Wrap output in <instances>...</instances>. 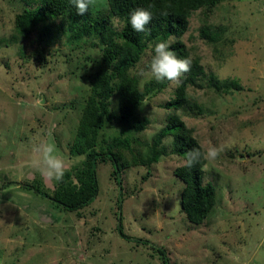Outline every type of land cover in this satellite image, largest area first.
<instances>
[{
  "label": "rangeland",
  "instance_id": "374dc122",
  "mask_svg": "<svg viewBox=\"0 0 264 264\" xmlns=\"http://www.w3.org/2000/svg\"><path fill=\"white\" fill-rule=\"evenodd\" d=\"M38 5L0 0V264H163L161 254L139 240L165 248L170 264H264V0H222L211 12L197 10L179 39L207 73L241 86L219 90L204 79L188 86L203 113L178 111L205 156L211 146L222 149L216 159L205 158L204 181L216 185L217 203L203 223L190 222L181 209L185 184L175 169L185 160L172 153V136L163 141L168 154L147 165L181 83L157 81L148 70L157 42L127 73L144 92L129 122H119L120 96L112 99L113 121L100 129V142L130 138L131 150L120 153L122 225L133 240L119 232L120 191L111 162L99 164L96 200L76 212L26 187L53 194L59 183L42 176L35 163L41 142L55 144L65 171L88 158L72 147L105 47L94 36L74 38L67 21L58 36L62 20L55 21L57 29L47 23L46 31L40 23L28 36L20 33L17 15ZM106 7L105 0H93L94 9ZM111 25L120 29L122 21L114 16ZM206 26L222 28L218 41L204 38ZM135 121L145 127L134 129ZM74 159L80 163L73 166Z\"/></svg>",
  "mask_w": 264,
  "mask_h": 264
},
{
  "label": "trees",
  "instance_id": "16d2710c",
  "mask_svg": "<svg viewBox=\"0 0 264 264\" xmlns=\"http://www.w3.org/2000/svg\"><path fill=\"white\" fill-rule=\"evenodd\" d=\"M37 1L39 5L35 10L27 9L17 15L16 28L20 33L28 36L40 23L45 24L46 31L47 23L56 26L57 29L55 21L62 20L58 27L62 31L60 30L61 33L58 36L65 32L66 24L64 25V22L67 21L74 38L83 39L87 36H94L100 38L105 47L103 65L92 83V92L83 110L78 139L72 147V153L86 154L88 158L84 161L83 166L74 168V172L65 171L63 179L59 181L53 194L35 185L26 187L63 210L76 212L96 200L100 192L99 164L111 162L113 176L120 191L117 216L119 232L125 239L133 240L132 236L124 232L122 225L124 185L122 154H120L122 151L131 150V141L128 137L114 136L101 143L100 129L107 122L112 123V99L117 96H120L119 122L131 120L141 103L144 92L139 91L134 85L133 79L127 76L128 71L140 61L149 43L160 40L170 41L172 38H176L178 40L171 44L172 49L178 57L190 58L192 63L190 71L185 73L180 80L176 97L168 103L174 112L169 114L166 126L154 138L153 144L149 148L147 165L157 162L162 155L168 154V149L163 145V141L167 136H172V153L185 160L183 165L175 169V174L185 184L181 194V209L190 222L203 223L217 203L216 185L204 181L205 158H201L199 163L192 167L187 166L186 156L192 149H199L202 157L205 156V153L201 143L178 111H191L198 115L203 113V108L188 94V86L198 85V82L204 79H207L212 86L219 90H228L233 87L240 89L241 86L235 81L221 83L215 75L207 73L200 59L191 58L185 44L179 39L187 32L190 17L195 11L203 9L211 12L222 0H105L107 6L105 9L96 10L92 3L88 12L83 16L77 13V9L70 3V0ZM140 7L149 9L153 14V19L147 26L148 31L136 33L130 24H127V21L130 13ZM114 16L119 17L122 21L120 29H113L111 25ZM221 33L222 28L219 26H206V29L203 30L204 38L211 42L218 41ZM134 123H138V127ZM131 126L136 130H141L145 124L135 121ZM73 173L76 180L73 178ZM139 242L151 246L160 253L163 264H170V258L165 248L156 246L147 240H139Z\"/></svg>",
  "mask_w": 264,
  "mask_h": 264
},
{
  "label": "clouds",
  "instance_id": "9594fccd",
  "mask_svg": "<svg viewBox=\"0 0 264 264\" xmlns=\"http://www.w3.org/2000/svg\"><path fill=\"white\" fill-rule=\"evenodd\" d=\"M70 3L75 6L77 13L83 16L88 12L93 0H70ZM153 19V14L149 9L140 7L134 9L128 18L127 24H130L133 31L143 33L148 31V25ZM151 47V59L148 70L157 81L168 80L179 83L185 73L190 71L191 59L180 58L172 49L168 40H160ZM144 69L138 66L137 75L142 76ZM41 105L43 101L39 102ZM35 152L38 153V159L35 161L42 176L55 181H61L65 175L66 161L57 154V149L54 143L41 142L35 147ZM221 148L211 146L202 157L199 149H192L186 156L188 167L199 163L201 158L210 160L216 159ZM80 163L79 159L71 161L73 166Z\"/></svg>",
  "mask_w": 264,
  "mask_h": 264
}]
</instances>
